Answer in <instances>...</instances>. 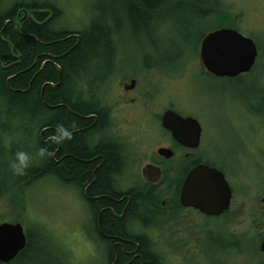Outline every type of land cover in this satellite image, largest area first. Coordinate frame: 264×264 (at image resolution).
Wrapping results in <instances>:
<instances>
[{"label": "rangeland", "instance_id": "1", "mask_svg": "<svg viewBox=\"0 0 264 264\" xmlns=\"http://www.w3.org/2000/svg\"><path fill=\"white\" fill-rule=\"evenodd\" d=\"M30 1L57 4L62 10L60 26L83 29L86 33L93 24L104 26V18L109 16L107 42L115 52V64L97 87L98 91L89 87L82 95L111 109L115 137L136 160L130 165L128 179L132 181L140 178V161L144 155L165 143L157 117L169 105L187 114L194 103L205 106L208 119L219 115L214 107L219 104L221 82L210 80L202 73L198 55L202 35L220 23L222 14L230 19L239 15L238 19L243 17L248 24L254 22L258 30L254 36L264 42V0H204L205 5L194 6L189 3L196 0H169L146 23L138 19L136 24L123 11L122 0L119 3L113 0ZM212 9L218 10L206 13ZM122 17L126 20H121ZM150 67L156 68L157 73ZM96 76L97 70L91 66L84 79L92 80L93 84ZM130 78L136 79V89L127 98L134 97L136 107L128 111L123 84ZM140 103L146 105V111H140ZM214 139L219 145L220 139ZM7 160L0 155V222H20L33 243L16 264H105L104 247L90 229L91 220L79 193L48 176L24 188V194L17 192L12 203L7 197L11 195L16 176L7 166ZM120 182L124 189L126 170L120 175ZM242 204L244 211L235 218L188 215L149 219L146 234L162 253L165 264H264V253L252 245L245 247L247 251L231 254L213 246L225 242L221 223L235 239H252L259 244L264 233V208L259 217L252 218L249 212L254 209L250 207L260 203L253 200L242 203L237 198L234 207Z\"/></svg>", "mask_w": 264, "mask_h": 264}, {"label": "trees", "instance_id": "2", "mask_svg": "<svg viewBox=\"0 0 264 264\" xmlns=\"http://www.w3.org/2000/svg\"><path fill=\"white\" fill-rule=\"evenodd\" d=\"M113 1L119 3V0ZM168 3L169 0H122L125 6L123 11L131 15L135 24L138 19L146 23L157 9ZM205 3L204 0H196L189 4L194 6ZM217 10L212 9L206 13ZM61 15L62 10L54 3L0 0V155L8 159V167L13 154L18 150L28 152L32 159L41 147H49V151L56 148L54 143H40L36 138L38 131L55 135L60 126L68 131L76 129V125L88 126L94 114L97 115L98 123L104 118L94 101L80 97L83 89L77 87V84L87 74V68L81 67L83 64L89 67V63L95 59L92 66L98 70L113 52L110 49L112 45L109 43V46L107 42L109 16H105L104 26L93 24L86 33L78 28L61 27ZM121 20L126 18L122 17ZM79 77L76 89L72 86L69 89L72 79L78 80ZM100 83L95 80L92 84V80H89L92 91ZM60 103L67 104L69 108L66 110L62 106H55ZM89 130L75 131L70 139L65 140L63 148L67 153L66 159L57 164L53 163L52 157L46 161L39 159L32 162L23 176H16L11 195L7 198L15 202L17 192L24 194V188L48 176L57 179L59 183L62 179L79 182L82 189L89 183L88 193L99 196L91 203L90 212L94 218L89 219L95 220L96 213L102 210V235H94L104 247L105 264L113 261L114 264H160L163 255L155 248L150 237L128 227L127 217L136 211V206L135 200L131 199L126 211V189L114 185L112 180L113 173L119 170L121 163L118 150L101 144L90 148L84 140L85 132ZM30 140L36 141V153L31 150ZM56 158L60 159L59 153ZM92 168H96L95 180H92ZM118 188L125 193L116 191ZM148 197L149 194L143 202L145 208H148L151 201ZM118 198L121 200L117 201ZM222 217L229 218L228 215ZM144 226L147 225L144 223ZM221 226L225 242L213 245L221 252L231 254L247 251L250 245L259 251V244L252 239H235L222 223ZM26 239L25 248L14 260L5 264H16L26 256L33 245L27 235Z\"/></svg>", "mask_w": 264, "mask_h": 264}, {"label": "flooded vegetation", "instance_id": "3", "mask_svg": "<svg viewBox=\"0 0 264 264\" xmlns=\"http://www.w3.org/2000/svg\"><path fill=\"white\" fill-rule=\"evenodd\" d=\"M222 15L223 18L220 19V23L205 32L201 37V41L212 31L221 28H231L250 38L256 47L257 53L252 67L234 76H216L208 72L202 65L201 70L206 78L221 82L219 104L214 107V112L219 113L218 116L214 114L212 119H208L209 116L207 117L205 114V106H197L194 103L187 114H182L174 109L172 105H169L164 110V112L173 110L183 117H191L198 123V126H196L195 122H193L186 132L190 137V145L178 142L173 137L172 132L162 126L161 118L163 112L157 117L159 118L157 121L162 132L161 137L164 138L165 143L144 155V158L140 161L142 163L140 166V178L132 181L128 179V176H131L130 165L131 161L136 162V160L131 158L128 150L124 147L122 148V142L115 137L111 121V109L108 108V113L105 114L103 105L101 106L100 103L98 104L94 101L98 105L95 106L98 107V110L104 116L101 123L97 122V115L94 114L92 115L93 121L88 126L76 125V129L69 131L72 134L75 131L91 129L86 131L84 135L85 143L88 146L90 145V148H95L101 144L118 150L121 163L119 170L114 172L113 175H121L126 170V211L131 199L135 200L136 206V211L127 217L128 227L139 234H146L144 223L146 224L148 219L161 220L164 216L170 218L188 215L205 216L192 207L182 206L179 201L180 190L185 177L191 170L200 165L220 171L231 192L228 210L216 217L231 215L235 218L239 216L244 211V205L242 204L238 208L234 207L237 198L242 199V203H246L248 200L260 203L258 206L250 207L254 209L249 212L252 218L259 217V213L264 208V42L255 38V31L258 30L255 29L256 25H254V22L248 24L243 20V17L238 19L237 16L239 15L234 16L232 19L227 18L226 14ZM240 27L242 29L244 27V31ZM110 55L109 60L102 62V66L97 70L96 79L102 80L100 81L101 83L109 76L107 72L115 64V52H111ZM150 69L152 71L156 70L154 67H150ZM158 74L161 75L160 73ZM131 81L135 82L134 86L128 88ZM98 86L97 84L95 91H98ZM123 89V96L126 97L124 104L129 111V109L136 107V99L134 97L127 98L129 92H135L136 79L130 78L128 82L126 81V84H123ZM140 94L142 97V93H137V96ZM138 107L141 109L140 111H146L144 103H140ZM128 111H126V115L129 113ZM81 118L88 117L81 116ZM195 127L199 129L196 143L194 139ZM47 128L50 127L47 126ZM215 137L220 139L219 145L222 143L221 147L215 141ZM63 147L64 145L57 144L52 159L54 164L66 159L67 153ZM57 153H59L60 159L56 158ZM226 154L229 155L227 156ZM125 164L126 168H124ZM64 167L66 168V165ZM62 182L79 193L88 216L94 218L93 213L90 212L92 209L89 199L95 201L99 196L88 193L87 188L90 184L88 183L83 189H79L76 187L81 185L79 182L63 179ZM113 183L120 186V182L115 183L113 181ZM122 192L125 193L124 190ZM147 194H149L148 198H151V201H149L148 208H145L143 202ZM120 200V198L117 199V201ZM125 208H123V213ZM101 212L102 210L96 213L95 220H91V222L93 221V226L90 224L91 231L96 235H102ZM256 227H259V224ZM114 263L113 261L111 264ZM159 263L164 264L163 258Z\"/></svg>", "mask_w": 264, "mask_h": 264}, {"label": "water", "instance_id": "4", "mask_svg": "<svg viewBox=\"0 0 264 264\" xmlns=\"http://www.w3.org/2000/svg\"><path fill=\"white\" fill-rule=\"evenodd\" d=\"M253 41L231 28H221L208 33L201 41L199 57L203 67L216 76H234L252 67L256 57ZM131 81L128 88L134 86ZM126 89V87H125ZM195 122L191 117H182L173 110H166L161 118L164 128L184 145H190L186 133ZM199 129L195 127V143ZM231 192L223 174L215 168L200 165L185 177L180 190V204L192 207L206 216H218L227 211ZM23 226L17 223L0 222V263L13 260L26 246ZM258 250L264 252V237Z\"/></svg>", "mask_w": 264, "mask_h": 264}, {"label": "clouds", "instance_id": "5", "mask_svg": "<svg viewBox=\"0 0 264 264\" xmlns=\"http://www.w3.org/2000/svg\"><path fill=\"white\" fill-rule=\"evenodd\" d=\"M71 134L68 130L64 129L62 126L58 128V134L52 137V140L56 144L63 143L65 139H70ZM36 155L40 158L41 161H46L51 158L53 153L47 148L41 147L38 149ZM32 159L30 154L23 150H18L13 154V158L9 162V168L13 175L23 176L27 169L32 164Z\"/></svg>", "mask_w": 264, "mask_h": 264}, {"label": "bare ground", "instance_id": "6", "mask_svg": "<svg viewBox=\"0 0 264 264\" xmlns=\"http://www.w3.org/2000/svg\"><path fill=\"white\" fill-rule=\"evenodd\" d=\"M51 17V16H50ZM79 30H81V29H79ZM81 31H84L83 29L81 30ZM95 60V59H94ZM94 60H92L89 64V68L93 65V63L95 62ZM82 68H88L87 66H86V63L85 64H83L82 66H81ZM84 75V72L82 73V75H81V77ZM87 75V74H86ZM86 75H84L83 77H82V79H81V82H79L78 84H77V87H79L80 89H83L84 91L86 90H89V87H90V84H89V80H85L84 79V77H86ZM81 77H79V79L77 80V79H75V78H73L72 79V81H73V83L71 82V84H70V86H69V89L71 88V86L72 87H74L75 89H76V86H75V84H76V81L78 82L79 80H80V78ZM74 81H75V83H74ZM99 81H102V80H99ZM85 96V95H84ZM80 97H82V98H85L86 99V97H83V95H81ZM100 102H98V104H99ZM56 107H59V106H62L64 109H66L67 110V108H69L68 107V105L67 104H65V103H60V104H57V105H55ZM104 110H103V112L105 113V114H107L108 113V107L107 106H105L104 108H103ZM53 127H55V126H52L51 128H53ZM58 132V131H57ZM38 136L36 137V138H38L39 140L38 141H40V143H42V144H51V143H54L53 142V140H52V137L53 136H55V135H57V134H55V135H52V134H48V133H43V131L41 130V131H38V134H37ZM49 135V136H48ZM66 140V139H65ZM65 140L63 141V143H60L61 145H64V143H65ZM44 141V142H43ZM54 144H56V143H54ZM30 146H31V150L33 151V153H36V148H37V144H36V141L35 140H30ZM47 148H49V147H47ZM56 148H57V144H56ZM56 148L54 149V148H52L51 149V152L52 153H55V150H56ZM40 158H38L37 156H35L34 154H33V156H32V161L34 162V161H38ZM52 159H53V155H52ZM96 169V168H95ZM95 169H93L92 168V180H95ZM113 181L116 183H119L120 182V175H117V174H115V175H113ZM121 183L122 182H120V185H121ZM116 185V184H115ZM82 186H80L79 185V188H81ZM119 187H121V186H119ZM122 189V188H121ZM120 188H118L116 191H119L120 193H122V190H121ZM124 189H126V187L124 188ZM89 201H90V203H93V199H89ZM125 207H126V204H125ZM147 219V218H146ZM101 243H103L102 241H101Z\"/></svg>", "mask_w": 264, "mask_h": 264}]
</instances>
